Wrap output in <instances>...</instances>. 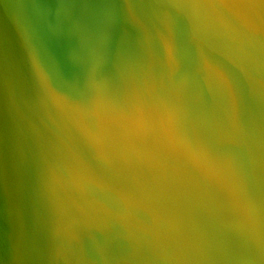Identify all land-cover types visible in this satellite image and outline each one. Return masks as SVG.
I'll list each match as a JSON object with an SVG mask.
<instances>
[{
    "label": "rangeland",
    "instance_id": "1",
    "mask_svg": "<svg viewBox=\"0 0 264 264\" xmlns=\"http://www.w3.org/2000/svg\"><path fill=\"white\" fill-rule=\"evenodd\" d=\"M183 1L179 7L190 3L191 9L198 7L201 1L205 3L204 0ZM59 2L65 4L62 10L70 7V13L68 10L66 13L65 10L56 12L59 18H64L59 23L70 32L73 41L79 43L76 31L83 28V12L78 1L58 0L57 3L55 0V4ZM127 2L130 3L129 9L121 14L116 10L113 20L116 23L120 17L124 18L122 37L126 50L130 51L119 62L110 64L82 50V54H76V61H70L76 68L74 65L66 70L68 60L62 59L60 70L63 73H59L64 79L59 74L49 78L51 86L47 82L48 87L55 86L56 91L76 93V108L79 110L76 116L65 119L55 152L57 156H54L53 186L60 209L64 206L56 238V245L60 243V264H200L199 260L203 264H215L220 261L221 247L206 236L208 232L200 230L203 217H198L197 213L208 201L205 197L207 190L217 187L212 186L210 176H219L228 166L237 171H249L257 162L264 161V71L255 72L242 60L234 61L229 53L232 51L230 45L220 36L214 35V51L205 52L206 45L198 44V32L191 33L189 40L194 41L192 44L184 41L181 48L172 47L164 56H151L152 64L145 51L135 53L133 57L131 49L136 48L138 39L125 22L131 17L133 6L132 0ZM157 2L163 1L151 0V3ZM61 4L58 7L62 8ZM67 20L72 21L73 27ZM211 24L208 26H213L214 31ZM75 25L79 29H74ZM117 37L116 31H110L105 42L111 44L112 38L116 43ZM161 44L166 46L167 41L161 40ZM8 61L11 76L19 69L18 61L15 55H10ZM25 92L26 89L22 94ZM40 119L41 116L29 113L21 119L25 138L32 137L27 142L30 147L23 150L31 154L26 173L21 176V172L13 169V161L0 160V199L12 200L22 189L35 190L37 194L28 199L46 211L54 203L49 190L44 187L49 181V173L40 167L42 159L37 152L42 147L38 140L50 134L51 129L44 119V122ZM17 164L20 163L17 161ZM23 166L26 165L23 163ZM23 176L26 177L24 181ZM168 179L172 186L165 184ZM197 192L204 193L200 204L195 199ZM241 201L247 215L244 218L246 223L240 222L239 231L242 230L243 235L239 234L249 241L247 248L252 250L247 259L250 257L253 264H264V258L259 255L261 251H258L259 244L264 248V242H260L261 237L264 241V199L258 200L247 194ZM71 209L78 213L67 214ZM249 220L257 226L250 225ZM48 223L45 218L36 222L37 239L50 232ZM82 225L87 226L86 231ZM78 230L85 236L82 234L74 248L67 250L68 238ZM209 249L214 256L205 254V251L210 252ZM199 253V258H193ZM28 259L31 261V257Z\"/></svg>",
    "mask_w": 264,
    "mask_h": 264
},
{
    "label": "bare ground",
    "instance_id": "2",
    "mask_svg": "<svg viewBox=\"0 0 264 264\" xmlns=\"http://www.w3.org/2000/svg\"><path fill=\"white\" fill-rule=\"evenodd\" d=\"M127 1L129 0H76V3L80 7L79 9H81V11L83 12V17H82L83 18L82 19L83 28L81 29L82 31L79 28H77L76 25L74 26L75 27L74 29L76 28L79 29V32L76 31L79 43H76L75 41H73L72 35L70 34V32H67L68 30L64 26L62 27L60 25L61 23H59L60 20H62L63 22L64 18L63 19L59 18V13H56L55 11L56 9L54 8V5L58 6L59 4H61L60 3L61 1L57 5L55 4V0H0V160L3 158V160L6 162L10 160L13 161L14 162L13 169L14 170L17 169L19 172H21L19 173L21 176L26 173L25 170L29 168L27 161H29L30 158H28V156H30L31 154L25 153L23 150L30 147V146H27V142H30L32 137H30L29 139L25 138L24 134L26 133L23 132L24 127L22 125L21 119L27 113L32 114V116H41L40 120L42 122L45 121L46 126H50L51 133L47 134V136L42 137L38 140L39 144L42 145V147L38 149L37 154L42 159V161L40 162L41 164L40 167L46 169L47 172L49 173V176H50V177L48 176L49 181L46 183V186L44 187L49 190V194L50 196H52V199H53L52 201L54 203V205L49 207V209H47L46 211L39 209L37 206H34L35 202L31 201L28 198L30 195L37 194V192L35 193V190L33 191L31 189L29 190L22 189L20 195L18 197L14 196L12 200L8 198L0 199V264H60L59 255H58V247L60 243L59 245L58 244L56 245V238H58L57 235H59L58 234L59 216H61V213L64 214L63 212L64 206L62 207V209H60V201L57 198L58 196L56 195V192L53 186L54 185L53 184V179H54L53 171L56 170V169L54 170V167H53L54 156L57 150L62 128L64 127V124H66L64 123L65 119L67 118V116H70V115L76 116L79 110L76 108V103L78 100V98L76 97V93H71V91L67 92V90L65 92L64 90H61V91L58 90L59 91L58 92L54 89L56 88L54 85H52L54 87L49 88L47 85V82L48 83L50 82L49 78L52 79L53 77H56V75H59V74L61 75V73H63V71L60 70L63 67L62 59L67 58L68 61L65 62V64H67L65 65V69L69 70L75 65V64L71 65L70 61H73V62L76 61V58L78 57V55L76 57V54H82L81 53L82 50L83 51L85 50L87 54L94 56L95 59H98V60L103 59L104 61H107V62L109 61L110 64H112L114 61L119 62L124 56V54L125 53L127 54V52L130 51V49L126 50V44L124 43L123 37H122L124 33V24H123L124 18L120 17L116 23L113 20L116 10L118 14H121L129 9L130 3H128ZM57 3H58V0H57ZM66 3H69V2L67 1ZM74 3L72 2V4ZM61 6L63 9V6H65V4L63 5L61 4ZM69 8L66 7V10H68ZM66 10H65V13L67 12ZM79 15L80 17L82 16V14H79ZM60 17H62V15ZM67 23L73 27L72 21L67 20ZM113 30L114 32L116 31L118 33L117 42L115 43L114 40L111 38L110 40L111 44L109 43L107 44L105 42V39L107 38V33H109L110 31L113 32ZM133 41H134V38L133 40H131V43H133ZM78 44H80V46ZM10 55L16 56L17 61H18L17 66L19 67V69L13 72V75L11 76H9L8 67H7L9 63L8 57ZM134 56L135 54L133 55V57ZM155 58H157V56ZM170 58H171V55H169V59ZM169 59H167V62ZM159 60H162V59H159ZM144 63H145V60H144ZM88 64L86 63V65ZM75 68H76V65H75ZM65 69H64V72H65ZM86 70L87 68L85 69V71ZM59 71L60 72L62 71V72L59 73ZM69 73H73V72L70 71ZM86 75H88V73H86ZM102 75L103 73L100 76ZM71 79L73 81V78H70L69 80ZM99 79L102 80V77L101 78L99 77ZM50 84L51 82L49 83V85ZM116 84L118 85V82ZM66 88H67V85H66ZM24 89H26V92L22 94V91ZM48 90H50V92ZM147 94L148 93H146V95ZM94 96L96 97V95ZM144 116H146V114ZM142 120H144V118ZM154 125L156 128V124ZM71 128H68V129H71ZM75 136L78 137V135H75ZM148 136H150V134ZM77 155L75 154V156ZM17 161L20 164H17ZM23 163L26 166H23ZM63 171H61V173ZM58 176H60V174ZM63 176H65L64 173H63ZM25 178L26 177L23 176L22 180L24 181ZM56 185L57 183L55 184V186ZM62 196L64 197V195ZM62 202L64 201L62 200ZM39 210H41V212L39 214H36V212ZM66 210H68L67 206H66ZM71 210L72 211L67 212V214L75 211V210L73 211V209ZM74 213H78V212L75 211ZM74 213L73 215H76ZM79 214H80V211H79ZM70 215H72V213ZM43 218L48 219L49 221L48 225L51 228V230L49 233H46L44 237L37 239V235L34 230L36 227L35 224L37 221ZM79 220L80 219H78V221ZM84 222L83 224L87 223L88 221L85 223ZM89 223H90V220H89ZM78 225L80 227L81 224L79 223ZM63 227L66 228L65 226ZM84 227L83 228L86 231L87 226H84ZM74 233L75 232L71 234V236L68 238L66 242L67 250L70 248L73 249L77 240L82 237V234L84 235V233L81 234L79 230L76 232V234ZM59 239H62V238H60L59 236ZM88 241L89 240L87 239V242ZM87 254L89 253L87 252ZM28 257H31V261L28 259Z\"/></svg>",
    "mask_w": 264,
    "mask_h": 264
},
{
    "label": "water",
    "instance_id": "3",
    "mask_svg": "<svg viewBox=\"0 0 264 264\" xmlns=\"http://www.w3.org/2000/svg\"><path fill=\"white\" fill-rule=\"evenodd\" d=\"M162 1L151 3V0H132L131 17L125 21L138 39L136 48L131 49L132 55L145 51V56L151 62V56H164L172 47L181 48L184 41L192 44L194 41L189 40L191 33L198 32V44L206 45L205 52L214 51V35L220 36L222 41L230 45L232 51L229 53L234 61L242 60L255 72L264 71V0H204L205 3L201 1L194 9H191L190 3L179 7L184 3L183 0ZM54 8L56 12H62L61 7ZM210 22L214 25V31L211 29L213 26L209 27ZM161 40L167 41V45L161 44ZM256 164L252 170L245 172L228 166L219 176H210L212 186L217 187L207 190L205 197L208 201L202 204L203 210L200 209L197 214L203 217L202 224H199L200 230L208 232L206 236H210L216 246L221 247L220 261L215 264H253L250 257L247 259V255L252 253L247 248L249 241L241 237L242 230L239 229L240 222L246 223L244 218L247 215L242 196L252 194L258 200L261 197L264 199V161ZM165 184L172 186L169 179ZM202 195L203 192L195 195L199 204ZM249 221L253 227L257 226L252 224L253 220ZM260 242H264L262 237ZM259 248V255L264 258V248L260 244ZM212 249L208 253L205 251L208 257L214 256ZM200 256V253L195 254L193 258ZM199 262L203 264L201 260Z\"/></svg>",
    "mask_w": 264,
    "mask_h": 264
}]
</instances>
